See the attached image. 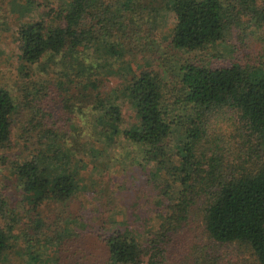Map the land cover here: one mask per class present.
<instances>
[{"label":"trees","instance_id":"1","mask_svg":"<svg viewBox=\"0 0 264 264\" xmlns=\"http://www.w3.org/2000/svg\"><path fill=\"white\" fill-rule=\"evenodd\" d=\"M8 1H12L18 15L39 5L36 0H25L19 6L15 0ZM254 3L255 0H238L240 12L264 33V5L257 7ZM165 4H169L174 16L170 44L185 50L216 46L222 42L227 26L239 20L234 5L222 0H63L57 8L44 11L46 18H26L17 23L20 73L28 76L30 63L47 62L57 55L61 59L69 54L79 64L83 50L99 48L102 68L109 63L112 67L93 68L86 74L80 69L76 74L90 77L105 73L122 81L112 94L101 97L106 101L102 104L100 79L93 76L86 80L84 85L99 100L101 110L93 108L97 124L106 119L117 125L120 107L115 100L121 96L136 117L129 128L120 131L124 138L156 146L170 134L171 124L183 128L175 150L157 146L149 155L165 169L153 199L154 213L159 208L163 210L161 220L156 215L153 220L144 217L134 228L111 227L103 233L102 242L112 262L175 264L170 252L174 237L190 230L191 222L199 219L208 239L235 243L248 250L255 264H264V52H245L244 61L230 57L211 62V58L222 56L219 50L184 59L176 68L180 95H173L167 102L163 99L161 77L150 65L133 69L132 73L126 71V61L136 54L144 57L145 47L151 43L150 35L142 30L143 18L149 26L147 30H153L150 23L156 26V15ZM47 86L37 90L42 94ZM37 95L26 86L21 99L23 106L31 110L23 127L32 130L30 144L36 146L11 164L34 214L44 201L68 198L75 189L72 175L58 170L66 169L61 159L55 165L51 163L50 153L57 154V142L65 133L46 106H36ZM15 105L9 91L0 86V146L9 142ZM95 151L94 146L86 150L89 155ZM171 156L175 157V165L167 167L165 162ZM8 212L7 199L0 191V221ZM75 223L74 218H63L60 231L51 236L63 245L62 236L71 237V230L78 226ZM27 224L36 234L44 233L42 220L29 218ZM134 229L142 237L135 235ZM30 232L26 231L28 241ZM9 235L0 226V255ZM66 246H70L69 241ZM26 255L30 261L37 259L31 249Z\"/></svg>","mask_w":264,"mask_h":264},{"label":"rangeland","instance_id":"2","mask_svg":"<svg viewBox=\"0 0 264 264\" xmlns=\"http://www.w3.org/2000/svg\"><path fill=\"white\" fill-rule=\"evenodd\" d=\"M36 1L39 2L36 8L30 7L23 15H18L12 8V1L0 0V86L9 91L16 104L9 142L6 146H0V191L7 199L9 208L0 226L10 234L0 255V264H72L74 261H78V264H116L107 256L102 235L111 227L119 230L134 228L144 217L153 220L152 216L156 215L157 220H161L163 210L159 208L154 213L153 199L155 186L163 181L165 169L161 168L162 164H155L149 155L157 146L175 150L176 139L183 136V128L171 124L170 134L156 146L124 138L120 131L129 128L136 117L129 103L121 96L115 100L120 107L117 125H112L106 119L97 124L94 109H100L99 100L84 85L86 80L93 76L100 79V99L117 90L122 81L118 76L105 73L90 77L76 74L80 69H84L86 74L93 68L112 67L113 64L109 63L102 68L99 48L83 50L79 64L69 54L61 59L57 55L47 62H32L29 75L22 76L16 49L17 23L26 18H46L44 11L48 7L57 8L63 0ZM222 1L234 5L233 11L239 12V20L227 26L222 42L214 47L210 45L203 49L185 50L172 46L169 38L174 16L169 4L159 8L156 26L150 23L153 30H147L149 26L145 18L143 22L137 20L142 22L143 33L150 35L148 40L151 43L145 47L144 57L136 54L126 61V71L132 73L133 69L150 65L161 77L163 99L171 102L173 95H180L176 88V68L184 59L202 57L204 53L219 50L222 56L211 58V62L225 61L230 57L244 61L245 52H264V33L251 22L252 19L240 12L238 0ZM21 2L25 0H15L14 3L19 6ZM254 4L260 7L264 5V0H255ZM69 59H72L71 62H68ZM61 62L70 63L69 68ZM42 85L48 86L40 94L37 88ZM26 86L33 94L38 93L34 97L38 98L36 106H46L52 119L64 129L65 134L57 142V154L52 151L50 157L53 165L60 158L62 167L66 169L57 167L54 172L58 169L61 173L71 174L75 181V189L68 198L44 201L36 210L37 214L28 208L22 183L11 166L13 159L36 146L30 144L32 130H24L23 127L31 115V110L24 107L21 101ZM101 101L102 104L106 102ZM90 146L96 150L93 155L86 152ZM174 163L175 157L171 156L165 165L173 167ZM29 218L42 220L44 233L33 232L32 226L27 224ZM63 218H74L78 226L71 230V237L62 236V245L51 235L60 231ZM200 223L199 219L192 221L190 230L174 237L170 252L175 264H255L247 249L235 243L208 239ZM26 231H31L29 241ZM133 232L141 236L140 231L134 229ZM67 241L70 243L68 247ZM28 249L37 255L36 260H28Z\"/></svg>","mask_w":264,"mask_h":264}]
</instances>
